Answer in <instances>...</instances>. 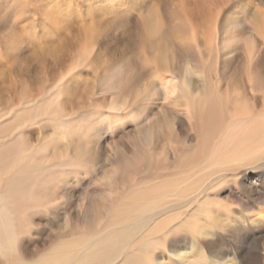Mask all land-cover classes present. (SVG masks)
<instances>
[{"label":"bare ground","instance_id":"6f19581e","mask_svg":"<svg viewBox=\"0 0 264 264\" xmlns=\"http://www.w3.org/2000/svg\"><path fill=\"white\" fill-rule=\"evenodd\" d=\"M263 165L264 0H0V264H264Z\"/></svg>","mask_w":264,"mask_h":264},{"label":"rangeland","instance_id":"374dc122","mask_svg":"<svg viewBox=\"0 0 264 264\" xmlns=\"http://www.w3.org/2000/svg\"><path fill=\"white\" fill-rule=\"evenodd\" d=\"M264 168V165L263 166H260V167H256V168H254V169H250V170H248V169H242L241 171H240V176H241V179H240V181L239 182H242V179H244V177L245 176H248V175H253L252 173L254 172V171H256V170H259V169H263ZM92 177L91 176H89V179H91ZM100 179H98V181H95V183H97V184H99V181ZM94 187H97L96 185H94ZM240 190H241V188H240ZM222 199H223V202H225V197L224 196H222L221 197ZM221 199V200H222ZM228 205L229 206H231L232 204H230V203H228ZM260 206L262 207V208H264V204H260ZM35 241V240H34ZM33 241V242H34ZM29 243H31L32 241H28ZM230 244V243H229ZM232 247H234L235 246V248L237 249L238 247H237V245L235 244V243H233V245L232 244H230ZM234 248V249H235ZM33 249V248H32ZM35 250H36V248H35ZM34 255H32V256H30L29 257V259L30 260H34V259H36V255H35V251H34V253H33ZM264 254V251H262V255Z\"/></svg>","mask_w":264,"mask_h":264}]
</instances>
